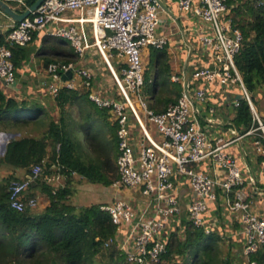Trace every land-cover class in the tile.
Masks as SVG:
<instances>
[{
    "label": "built area",
    "instance_id": "1",
    "mask_svg": "<svg viewBox=\"0 0 264 264\" xmlns=\"http://www.w3.org/2000/svg\"><path fill=\"white\" fill-rule=\"evenodd\" d=\"M15 2L27 7L24 0ZM227 2L177 0L180 11L191 12L201 20L203 25L196 30V36L210 65L192 70L190 81L203 83L193 92L189 89L190 81H183V75L172 76L173 81L182 80L183 90L176 102L159 113L148 107L142 60L143 49H161L167 43V38L157 33L158 0H43L27 17L19 22L13 20L6 29V43L0 44V80L7 85L16 81L10 47L26 46L36 34L67 39L81 58L95 51L106 65L115 87L108 96L91 91L92 72L74 62L48 64L52 78L48 90L55 97L63 87L85 89L91 102L107 109L108 119L115 126L118 177L109 187L115 191L135 190L144 199L142 208L117 196L100 206L116 225L114 237L105 246L116 243L127 262L160 263L169 223L181 212L178 182L185 179L198 197L186 207L189 222L206 234L211 233L205 226L204 215L208 201H215L220 191L229 211L240 221L245 239L242 257L246 264H260L251 255L264 245V218L253 212L243 192L237 189L245 179L235 157L226 150L229 142L211 138L195 116L199 111L196 104L205 100L209 85L238 84L241 99L247 101L253 122L258 123L245 134L260 130L258 135L264 140V122L235 63L243 36L231 21ZM68 71L72 72L71 77L62 79ZM238 104L239 100H235L234 106ZM255 144L257 151L264 153L260 141ZM204 161L222 173L211 175L195 167ZM41 174L42 167L36 164L30 175L10 182L8 201L12 209L24 211L38 205L37 197L27 196V191ZM60 178V174H54L45 180L57 188L53 182ZM248 182L257 192L255 178L249 177ZM122 233L120 242L117 234Z\"/></svg>",
    "mask_w": 264,
    "mask_h": 264
},
{
    "label": "trees",
    "instance_id": "2",
    "mask_svg": "<svg viewBox=\"0 0 264 264\" xmlns=\"http://www.w3.org/2000/svg\"><path fill=\"white\" fill-rule=\"evenodd\" d=\"M34 1L24 0L27 6ZM6 2L17 12L25 9L15 1ZM227 3L231 21L243 36L235 63L256 105V94H264V0H228ZM2 43H6L5 36L0 35ZM10 49L14 66L25 60L29 53L26 46ZM37 54L44 58L46 66L78 59L70 42L57 36L45 35ZM149 66L150 74L144 73V92L148 96V107L159 113L165 110L167 103L176 102L180 91L170 81L164 47L151 48ZM87 94L85 89L61 88L54 97L60 109V118L56 122L36 103L18 102L0 90V127L7 121L17 125L38 118L42 113L47 115L48 127L44 135L10 140L4 156L0 157V164L27 168L28 175L31 165L40 164L42 174L29 189L41 187L49 197V203L43 209L17 211L9 205L8 188L10 182L18 178L7 176L0 181V264H134L127 262L116 243L105 246V242L114 237L116 225L109 213L100 208L101 204L75 205L72 202L74 180L109 186L118 177L115 126L108 120L107 109L97 107ZM69 109L78 116L75 126L66 113ZM233 123L237 128L242 126V131L258 126L253 122L246 100H239L235 107ZM75 128L84 132L85 147L76 138ZM53 174L64 177V182L57 188L44 180ZM28 191L27 196H34ZM251 258L264 264V245ZM230 263L229 252L218 233L206 234L202 228L188 222L184 239L176 233L168 236L159 264Z\"/></svg>",
    "mask_w": 264,
    "mask_h": 264
},
{
    "label": "crops",
    "instance_id": "3",
    "mask_svg": "<svg viewBox=\"0 0 264 264\" xmlns=\"http://www.w3.org/2000/svg\"><path fill=\"white\" fill-rule=\"evenodd\" d=\"M158 2L160 5V13L157 33L167 38V43L164 48L168 56L170 81L177 85L181 94L183 90L182 80L179 82L173 81L172 76L183 75V81L188 80L189 82L191 80L190 74L192 70L210 65L207 53L204 51L196 36V30L201 28L203 24L191 12L180 11L177 0H158ZM13 22V19L0 11V35L5 36L7 27ZM45 35L52 36L45 33L36 34L33 40L26 45L29 51L26 59L15 65L16 84L14 86L7 85L0 80V90L6 97H12L18 102L28 101L30 104L36 103L44 110V113H47V115L58 122L60 109L56 105L54 96L48 90V84L52 82V78L47 71V66L44 64V58L37 54L42 44V38ZM150 52L151 48H145L142 52V60L144 59L148 66L150 64ZM97 58L99 60H96ZM74 63L79 67H87L92 72L93 80L91 91L99 95L108 96L115 89L106 65L95 51L89 52L84 58L78 57ZM114 63H117V61L115 60ZM201 86H203L202 82L197 81L193 83L190 81L189 89L193 92L195 88ZM256 95L257 99H261L264 94L263 92H259ZM241 97V88L238 84L227 86L217 83L211 84L207 87L205 100L196 104L199 111L195 112V116L205 127L211 138L215 139L220 137L229 142L226 150L235 157L245 179L244 184L238 186L237 189L243 192L253 212L259 217L264 218V166L262 165V162H264V153L258 152L257 145L255 144V141L258 140L262 148H264V140L258 135V131L245 134L246 131H242V126L237 128L234 125V101L241 100ZM147 98L148 96L146 95ZM260 106L261 111L258 114L264 119V105L260 103ZM47 115L42 113L38 118L31 119L25 125H21L23 128L21 127L19 130L16 127L20 124H17L13 130L1 126L0 157L4 156L6 145L12 139H20L23 137L39 138L43 136L48 127V121L45 122ZM31 132H34V134ZM48 150H50L49 146ZM32 167L33 165L29 169ZM195 167L211 175H220L222 173L219 169H214L208 161H204ZM0 173L2 174L0 181L7 176H13L18 179L28 176L27 168L16 167L7 163L0 164ZM74 176L79 178L76 174ZM249 177L255 178L258 188L257 192L252 190L248 182ZM84 182H81L82 185L79 184L78 188L83 187ZM178 183L177 193L180 197L181 212L169 223L168 236L171 233H176L181 239H184L185 226L189 222L186 207L190 201L196 200L198 197L185 179H181ZM106 188H109L111 191L107 192L103 203H107L114 196H117L130 201L134 205H137L138 208L144 207V199L139 192L131 189L115 191L109 186H106ZM28 192L36 194L39 199L36 209L40 210L48 205L49 197L46 196V193L38 191L37 188L34 190L29 189ZM80 196H78L73 204L90 205L82 204L86 199ZM95 203L103 204L101 201L91 204ZM204 218L205 226L210 229L211 233H218L224 240L226 250L231 253L230 264H246L245 259L241 255V249L245 239L241 233L240 221L236 215L229 211L220 191L215 201H208V209ZM117 237L121 242L124 235L123 233L117 234Z\"/></svg>",
    "mask_w": 264,
    "mask_h": 264
},
{
    "label": "rangeland",
    "instance_id": "4",
    "mask_svg": "<svg viewBox=\"0 0 264 264\" xmlns=\"http://www.w3.org/2000/svg\"><path fill=\"white\" fill-rule=\"evenodd\" d=\"M96 60H99V59L97 58ZM143 60H144V59H143ZM143 63H145V64H144V66H145V71H146L148 74H150L151 67L148 66V65L146 64V61H145V60L143 61ZM255 102H256V105H255V106H257L256 109H257L258 112H260V111H261L260 103H261L262 105H264V95L261 97V99H257V98H255ZM263 109H264V107H263ZM66 113H68V115H69V119H72L71 121H72L73 124H74L73 126H75V119H74V118L78 117L77 114H76V112H74L73 109H69V112H66ZM46 119H47V120H46L45 122L48 121V118H46ZM261 119H262V118H261ZM262 120H263V119H262ZM10 122H11V121H7V123H4V124H5L4 127L11 128V129L13 130V129L15 128V126H17V125H13V124L10 123ZM40 123H41V122H40ZM25 124H26V123H20V125H19L18 127H16V128H18V130H19V128H20V129H21V127L23 128V126H21V125H25ZM36 125H37V124H36ZM69 125L72 126V124H69ZM73 126H72V127H73ZM26 127H27V126H26ZM34 127H36V126H34ZM24 128H25V127H24ZM12 130H9V131H12ZM6 131H7V130H6ZM75 132H76V133H75L76 138L79 139V140L81 141V143L83 144V146L85 147V146H86V140H85L84 132H83L82 130H77V128H75ZM31 133L34 134V132H31ZM1 175H2V174L0 173V176H1ZM3 175H5V174H3ZM63 182H64V177L62 176V179L60 178V179L54 181L53 184H55V185L58 186V185L62 184ZM47 184H48V183H47ZM79 184L82 185L81 182H77V181H75V180H74V182L72 183V186H73V189H74V193H73V196H72V202H73V203H75V200H77L78 196H80V195L86 199L85 201H83L82 204H91V203H93V202H99V201H101V203H103V201H105V200H104V197L107 196V192H108V191H111L109 188H106V186H104V185H102V184H96V183L84 182L83 187L78 188ZM48 185H49V184H48ZM52 187H54V186H52ZM37 190L40 191V192H44V193H46V191H45L44 189H42L41 187H38ZM34 196L37 197L36 194H34ZM46 196H48L47 193H46ZM81 196H80V197H81ZM37 200L39 201L38 197H37ZM95 204H96V203H95ZM97 204H98V203H97ZM37 206H38V205H37ZM37 206H36L34 209H36ZM227 252H228V251H227ZM229 256H231V253H229Z\"/></svg>",
    "mask_w": 264,
    "mask_h": 264
},
{
    "label": "water",
    "instance_id": "5",
    "mask_svg": "<svg viewBox=\"0 0 264 264\" xmlns=\"http://www.w3.org/2000/svg\"><path fill=\"white\" fill-rule=\"evenodd\" d=\"M43 0H35L31 5L27 6L22 12L15 11L5 0H0V11L9 16L14 21H21L42 3ZM72 72L68 71L62 75V79L66 80L71 77ZM16 81L11 85H15Z\"/></svg>",
    "mask_w": 264,
    "mask_h": 264
}]
</instances>
